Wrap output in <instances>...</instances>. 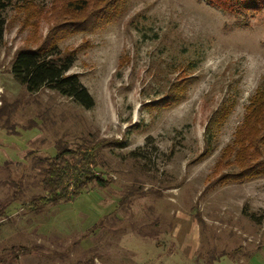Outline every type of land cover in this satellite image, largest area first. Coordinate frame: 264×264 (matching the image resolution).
I'll use <instances>...</instances> for the list:
<instances>
[{"label": "rangeland", "instance_id": "1", "mask_svg": "<svg viewBox=\"0 0 264 264\" xmlns=\"http://www.w3.org/2000/svg\"><path fill=\"white\" fill-rule=\"evenodd\" d=\"M69 2L93 17L59 42L77 52L89 110L11 73ZM5 15L0 264H264V174L233 179L264 162V116L251 115L264 103V11L244 25L205 0H28ZM85 145L106 186L28 207L57 155Z\"/></svg>", "mask_w": 264, "mask_h": 264}, {"label": "trees", "instance_id": "2", "mask_svg": "<svg viewBox=\"0 0 264 264\" xmlns=\"http://www.w3.org/2000/svg\"><path fill=\"white\" fill-rule=\"evenodd\" d=\"M205 1L228 12L244 25L248 23L250 17L264 11V0ZM17 2L25 6L28 0H0V45L4 43L8 27L5 14ZM63 9L65 23L52 30L40 47L17 52L12 62L11 73L31 94L47 88L89 110L95 106L92 95L81 82L79 75L70 74L77 60V52L63 53L59 48V42L72 33L86 32L90 29L93 17L87 20L85 13L81 17L78 16L77 13L83 11V8L77 2L67 3ZM255 112L264 116V103L260 106L254 105L251 115L253 116ZM97 150L98 147L90 148L85 145L76 151L65 150L57 155L49 164V168L44 170L43 187L46 196L37 199L28 207L39 210L43 206H57L62 202H69L83 194L93 182L104 188L106 181L97 173L102 163ZM252 174H264V162L251 165L233 179L242 180Z\"/></svg>", "mask_w": 264, "mask_h": 264}, {"label": "crops", "instance_id": "3", "mask_svg": "<svg viewBox=\"0 0 264 264\" xmlns=\"http://www.w3.org/2000/svg\"><path fill=\"white\" fill-rule=\"evenodd\" d=\"M9 160H11V158L7 155L4 158L0 159V166L6 162H8Z\"/></svg>", "mask_w": 264, "mask_h": 264}]
</instances>
